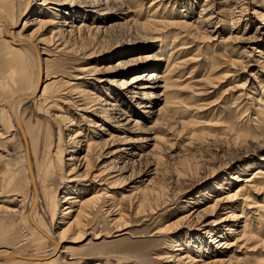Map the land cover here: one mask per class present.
<instances>
[{
	"label": "bare ground",
	"instance_id": "6f19581e",
	"mask_svg": "<svg viewBox=\"0 0 264 264\" xmlns=\"http://www.w3.org/2000/svg\"><path fill=\"white\" fill-rule=\"evenodd\" d=\"M132 2L136 3L135 9L146 8L143 16L140 11L131 8ZM174 5L182 8L174 12ZM193 7H198L194 19ZM263 11L264 0H148L146 5L144 0H42L40 3L37 0H0V34L4 36L0 42V140L8 145L18 138L21 143L20 155L12 158H7L9 149L0 147V160L5 159L4 170L11 173L1 176L0 195L3 194L2 187L12 190L18 187L15 180L17 160L22 162L30 190L27 207L21 194H10L8 199L0 202V212L18 215L19 222H25L21 241H35L46 247L43 253H28L12 247L0 249V260L15 264H105L89 262L81 257L73 260L70 254L72 245L82 241L85 234L91 236L85 243L87 248L90 241L100 238L95 230L88 231L97 213L104 211L102 215L105 213L108 218L111 217L113 224L121 226L118 223L127 211L134 214L147 212L152 220L159 210L170 204L180 188L174 191L173 185L155 187L159 180L154 186L151 183L158 173L162 174L159 172L162 171L161 164L172 158V154H164L165 150L170 151L175 138L187 130L188 141L183 143L186 146L191 144L192 137L197 136L193 126L200 122L195 110L192 115H180L174 88L180 77L176 73L183 66V61L186 60V65L195 61L196 58L191 59L201 47L187 59L179 60L178 54L199 38L218 42V37L225 30L222 23L227 19L230 21L229 31L219 42L223 45L228 43L237 37L235 33L252 24L248 14L257 15L258 24L251 43L246 44L247 49H236L234 54L231 52L232 59L227 70L230 74H227L238 76L248 73V77L244 75L243 82L246 86L245 99L248 100L243 104L246 105L243 113L246 114L248 107H255V116L248 120H252L256 131L248 139L254 143V151L264 149V140L260 141L264 135V100L261 99L264 95ZM129 13H133V17L125 19ZM23 18L21 29L16 30ZM172 27L178 30L174 32V37L167 31H161ZM109 33H120V36L105 39ZM157 41L158 48L149 52L148 46ZM209 48L205 45L203 53L198 52L197 55L202 54L205 64L211 66L215 58L209 55ZM51 56L56 59L49 61ZM206 76L209 74L206 73L204 78ZM192 80L187 83L190 82V86L197 90L190 98L202 94L204 89L198 86L201 85L199 80ZM108 89L110 92H107ZM31 105L29 111L27 108ZM53 106L55 112H51ZM192 107L198 110L200 105L194 102ZM27 114L29 118L25 119ZM78 118L83 119L87 127L80 125ZM54 128L57 129L58 141L53 152ZM207 131L208 128L201 135L198 132V137L214 135ZM221 131L224 133L225 130ZM248 132L251 133V130ZM236 134L229 136L234 147L242 138ZM191 145L195 148V144ZM84 146L85 152L82 153ZM263 160L261 156L236 169L232 175L229 174L230 177H224L213 191L215 196L199 211L187 210V207L198 204L200 200L187 201L175 220L164 221L158 227V233L181 223L189 230L197 229L201 225L195 228L193 222L200 218L201 212L214 213L227 207L229 209L222 219L225 221L238 217L234 213L237 208L252 207L249 211L240 212L243 213L240 225L237 218L221 227L214 223L203 224L201 237L193 239L186 232L182 239L166 240L169 251L162 252L166 253V264L254 263L250 261L248 251L260 247L264 249V230H261V225L264 226V195H261L264 192ZM56 161L61 162L60 168H57ZM141 164L153 166L142 175L150 177L145 180L144 187L127 190L121 193L120 198H117L119 194L117 197L109 194V189L123 178L133 176V168ZM61 167L66 168L64 173ZM178 174L174 176L175 183L179 182ZM3 179L6 181L4 184ZM78 179L84 180L81 183L84 187L77 188ZM60 188L64 194L57 198ZM87 190L89 193H85ZM169 190L174 193L170 194ZM60 202L64 205L63 210L55 215ZM13 222L18 223L13 218L6 224L0 222V238L11 237L14 234L10 231H18ZM116 230L123 231L122 226ZM239 248H245L240 256L237 254ZM95 249L100 247L92 244L86 253L93 254ZM155 258L161 259V254ZM260 260L256 259L255 264Z\"/></svg>",
	"mask_w": 264,
	"mask_h": 264
},
{
	"label": "rangeland",
	"instance_id": "374dc122",
	"mask_svg": "<svg viewBox=\"0 0 264 264\" xmlns=\"http://www.w3.org/2000/svg\"><path fill=\"white\" fill-rule=\"evenodd\" d=\"M41 1L42 0H37V2H39V3ZM191 2H193V1H191ZM191 2H189V3H191ZM144 3H145V5L148 4V0H144ZM134 5H136V3L132 2L131 8L134 11H136V10L140 11V13L143 16V13L146 12V8H144V6H143L141 9H135ZM194 5H197V4L194 3ZM170 8H171V6H170ZM181 8L182 7H180V5H174V12L180 10ZM168 10H169V7L166 9V11H168ZM197 10H198V7L197 8L193 7V14H192L193 19L197 17ZM158 11L160 12V8ZM170 12H171V9H170ZM131 17H133V13H129V14L125 15V19H130ZM248 17L251 18L252 24L249 27H247L245 30L241 29L240 31L235 33V35L237 37L231 41H228V43L225 42L224 45L226 47L223 44H220L219 41L223 38V36L226 35V31L227 32L229 31L228 29L230 28V26H229L230 21H228V19L225 20V23H222V26L225 30H224L223 34H221L218 37V39H217L218 42L216 40L210 41V40H207L204 38L203 39L199 38L194 43L192 42L193 44H191V46L185 48L183 51L181 50L178 54L179 60L187 59L188 57L192 56V53H195L197 51V48L199 46L201 48L198 50V52L203 53L202 51H204L203 50L204 46L206 45V47H207V45H208V47L211 48V49L209 48L211 50V51L209 50L210 51L209 55H213V57L215 58V63L211 66H209L210 65L209 63L206 65L205 59H203L201 56L202 54L197 55L198 54V52H197V54L193 56V59H191V60H195L194 58H196V60L195 61H189L187 65L184 64V63H186V60L183 61V66L181 68H179L178 72L176 73V75L180 76L176 80V82H175L176 87L174 88V92L176 95V98H175L176 101L175 102H176V105L179 107V109H178L180 111L179 113H181L180 115H183V117H186L187 115H190L191 113H193L195 110L196 115H197V119L201 122V124L199 122L193 126V128L195 129V130L193 129V131L194 132L197 131L196 132L197 136H193L192 137L193 140L189 139L192 142L191 144H195L194 145L195 148H192L193 145H191V144L187 145V146H189V148L185 145V143L188 141V139H187L188 138V135H187L188 130L186 132H182L178 137L175 138L174 144H173L172 148L170 149V151L168 149H166L164 152V154H166V155L172 154L173 159L167 158L168 161L163 160L164 164L163 163L162 164L164 166L161 164L162 167L160 169L162 171L159 170V172H162V174L158 173L155 176L157 178L154 177L153 178L154 182L151 183V185L154 186L155 181L157 182L159 180V182L156 183L155 187H158L161 185H167V186L171 187L173 185V187L175 188L174 191H176L180 188L181 189V190L179 189L180 192L178 191L177 192L178 194L177 193L175 194V199L172 202H170V204L165 206V208L159 210L158 215L157 216L154 215L153 216L154 218L152 220L149 219L150 215L147 214V212L140 213V214H134L131 211H129V212L127 211V214L125 215L124 219L118 223L122 226V229H123V231H120V232L117 231L116 229H117V227L118 228L120 227V229H121V226H117V223L113 224L110 221L111 217L108 218V216H106L105 213H104V215H102L103 214L102 212H104V211L101 210L99 213H97V215L94 219V224L92 225V227L90 229H88V231H90V232H92V231L94 232V230H95L98 233V235L100 236V238L93 240V241H90L91 244L88 245V248L90 246H92V244H93L97 247H100L101 250L95 249V250H92L95 253H93V254L88 253L87 254L86 252H88V248H87L85 243L88 242V240L90 239L91 236L90 235L87 236V234H85L84 235L85 238L82 241L79 240L78 242H76L75 244L72 245L73 249H71L70 254L72 257H74L73 260H76V259L78 260L81 257L82 259H85L89 262H95V263L102 262L105 264H126V263L127 264H166L167 263L166 253H162L164 251H169L167 246H166V242H167L166 240H168L170 238H175V239L181 238L182 239V237L185 236L186 232L188 233L189 236L193 237V239L198 238V236L201 237L203 224L208 226V225H211L212 223H214V225H219V227H221L222 225H224L228 222H231L232 220H234L236 218L239 221V225L242 223L243 213H240V212L249 211L250 209H252V207L247 206V207L237 208V210H234V213L237 214L238 217L229 218L228 220H225V221L222 219L226 215L225 211H227L229 209L227 207H224L223 209H217L214 213L213 212H208V213H202L201 212V216H199L200 218L197 221L193 222L194 227L195 226L197 227L200 224L201 225L200 228H197V229L193 228V229L189 230V229H187L185 224L181 223V225L180 224L172 225L171 229H168L169 231L166 230V231L161 232V233L156 232L158 227L164 221H167L170 219H173V220L176 219V216H178L180 214L181 207H182V205H184V203H186L187 201L193 202L195 200H200V201H198L199 202L198 204L193 205L190 203L191 205L189 207H187V210L197 209V211H199L201 208L204 207L206 202L210 201V199L215 196V193H213V191H215L216 185H218V183H221V181H223L224 177L228 178L229 174L232 175L236 169L242 168L245 165H247L248 163L258 160V158L261 156H263V158H264V149L254 151V143H251V141L248 139L251 137V135L254 132H256L253 129L254 127L252 126L253 125V123L251 122L252 120H248L249 118H252L255 116V114H254L255 113V110H254L255 107L250 106V107H248L246 114H245V112L243 113V110L246 108V105L243 106V104H245L248 101L247 99H245L246 98V96H245L246 95L245 94V90H246L245 87L246 86H245V83H243V82L245 80L244 77H246V76L248 77V73L243 72L242 74H238V76L237 75L234 76V74H231L229 76L228 74H230V73L227 72L228 67H230L229 65H230V61L232 59V53L234 54L236 49L244 50L246 48V46L249 45V43H251L250 39H251V36H252V34H253L257 24H258V21H257L258 17H257V15H254V14H248ZM24 20H25V18H23L19 21V23L17 24V26L15 28L16 30L21 29V26H22V23L24 22ZM173 20H175V19H173ZM177 28H179V27H177ZM161 31H164V32L167 31L166 33H169L171 35V37H174V32H176L178 30L174 29L172 27V28H168V29L167 28L162 29ZM116 34L109 33V34H107V36H105V39L118 38L120 36V33L117 34V36H115ZM109 35H110V37H109ZM241 36H242V38H241ZM255 36H257V34H255ZM3 37L4 36H2L0 34V42H1V39ZM262 38L264 39V34H262ZM189 41H190V39H189ZM258 42L260 43V40ZM175 44H177V43L175 42ZM0 45H1V43H0ZM158 45H159V41L152 42L150 44V46H148L147 50L149 52H151L155 48L157 49ZM0 48H2V46H0ZM190 51H191V53H190ZM217 52H218V54H217ZM48 59H49V61H52V60H55L56 58L51 56ZM114 61H115V59H114ZM216 61H217V63H216ZM209 67H211V68H209ZM208 68H209V70H208ZM206 73H207V75L209 74V76L208 77L206 76L204 78V75H206ZM188 75H189V77L187 78L186 76H188ZM244 75H246V76H244ZM188 80H192V81L199 80L198 84H201V85H198V86H202V88H204V89L201 88L203 90L202 94H199V95L195 94V95H193V98H190V96L192 95V92H195V90H197V89L196 88L193 89L190 86L191 83L190 82L187 83ZM109 90L110 89H108L107 92H110ZM261 99L264 100V95L261 96ZM194 102H196L200 105V108L198 110H196L192 107V104ZM239 103L242 105L239 106ZM253 106H255V105H253ZM27 109L30 111V109H32V105H31V107H29ZM54 109H55V106H53V110L51 112H55ZM183 109H185V110H183ZM242 114H245V115H242ZM242 116H244V117H242ZM25 117H26L25 119H28L29 114H27ZM41 119H43V118H41ZM78 119H79L80 125L84 126L86 124L85 121H83V119H80V118H78ZM253 122H254V120H253ZM210 123L213 124L212 127H211L212 124H210ZM232 125H233V127H232ZM85 127H87V126L85 125ZM196 128H198V129L200 128V129L196 130ZM207 128H208V131H207L208 133L214 134V135L216 134V136H214V135H211L212 137L208 136L209 140H208V137H206L207 139L204 138L203 136H201V138L198 137L201 135V132H204V130L206 131ZM209 129H212V130H209ZM221 129L225 130V131L228 129L229 130L226 132L224 131V133H223L221 131ZM248 130H251V133L248 132ZM209 131H211V132L214 131V132L211 133ZM230 131H232V132H230ZM198 132H200L199 133L200 135L198 134ZM220 132H222V133L220 134ZM247 132H248V136H247ZM54 133H55V138H54V147L52 150L53 152L56 149L55 145L57 144V141H58L56 128H54ZM231 133L234 135L236 133H238L240 135V137L243 138V140H242V138H239L241 141L240 140L238 141V145H237L238 147L237 146L234 147V145H232L233 143L230 142V141H233V140H231V138H229V136L232 135ZM225 134L228 137L227 140H226ZM238 134H236V135H238ZM223 135H224V139H223ZM64 137H65V135H63V139H64ZM210 137L213 140H211ZM214 137H217V138H214ZM219 137H221V138H219ZM261 137H262V139H261ZM261 137H260V139H261L260 141L262 142V140H264V138H263L264 135ZM198 138H200L201 140ZM244 138L246 139V141ZM65 139H66V137H65ZM185 139H186V141H185ZM204 139L208 140V141H205ZM194 140H197V141L195 142ZM198 141L200 144H198ZM209 141L210 142L212 141L211 142L212 144ZM224 141H226V142H224ZM183 142H185V143H183ZM206 142L208 145L205 144ZM228 142H230V143H228ZM246 142H248V143H246ZM223 143H224V145L226 144L225 145L226 147L229 146V148L228 147L226 148L223 145ZM242 143L247 144V145H244ZM239 144H240V146H239ZM196 145H198V147H200V148H197ZM199 145H201V146H199ZM216 146H217V148H216ZM0 147H5L6 149H9L10 155L7 156V158L8 157L12 158L16 155L19 156L20 152H21V143H20V140L18 138H15L8 145H4V143L0 140ZM85 148H86V146L83 147L84 151L82 153L85 152ZM250 148L253 150L250 151ZM167 150L169 152L166 153ZM217 152H219V153H217ZM236 152H237V155L235 154ZM173 153L176 155L174 156ZM219 155H221V156H219ZM234 156H235V158H234ZM186 158H187V160H186ZM163 159H166V157ZM181 160H182V162H181ZM4 161H5V159L0 160V178H1V176L6 177V176L11 175V173H9L8 170H4V165H3ZM223 161H225V162H223ZM263 162H264V160H263ZM60 164H61V162L56 161L57 168H60ZM148 165L149 164H147V165L141 164L140 167L139 166L134 167L135 169L133 168V173H132L133 176H130L128 179L125 177V178H123L124 180L122 179V181L120 180L119 182H117L116 183L117 185H115L113 188L109 189L110 190L109 194L112 196H116V197L119 194L118 195L119 197H117V198H120L121 193H126L129 190L133 191L132 189L136 190L140 187H144V185H146V183H147V181H145V180H148L150 177H145L142 175L145 174L148 170L153 168V166H150V165L148 166ZM194 166H196V167H194ZM187 168H189V170ZM190 168H191V170H190ZM192 168H194V169H192ZM172 169H173V171L171 173ZM174 169L177 173H173V172H175ZM181 170L182 171L185 170V171L182 172ZM61 171H62V173H64L66 171V168L61 167ZM194 171L195 172L197 171V172L195 173ZM12 172H14V170H12ZM15 172H17L15 174V180L17 182L18 187L14 190H12L11 188L6 189L5 187L4 188L2 187L3 194L0 195V202L3 201L4 199H8L12 194H17V195L21 194V196L25 200V207H27V204H28L27 201L29 200L30 190H29V185L27 184V180H26V172L24 171L23 166H22V162L20 160H17ZM164 172H166V174H163ZM190 172H191V174H190ZM192 172H194V175L192 174ZM159 174H160V176H158ZM177 174L179 175V182L177 181V183H175L173 181V179H174V176ZM161 175L163 178H161ZM180 175H182V177ZM78 181L79 182H77V184H78L77 188L84 187V186H81V183H84L83 182L84 180L78 179ZM2 182L4 184L6 181L3 179ZM70 184H74V183H70ZM236 184H238V182ZM232 188L234 189V186ZM62 190L63 189L60 188V190L57 192V195H58L57 198H59L61 194H64V193H62ZM174 191L169 190V193L170 192L174 193ZM85 193H89V190H87V192H85ZM210 194H212V195H210ZM209 195H210V198L207 199V197ZM261 195H264V192ZM18 198H20V196ZM259 198H260V196H259ZM236 204L237 203H235V205ZM9 205H11V204H9ZM12 205H14V203H12ZM42 205L43 204L40 203V207H42ZM63 207H64L63 203L60 202L57 206V210L55 212V215L60 214V211L63 210ZM240 214H241V216H240ZM17 216L18 215H12L10 213L0 212V222H5V224H6L7 220L10 221L11 218H13V220H15V222H18L17 224H15L13 222L14 225L18 228L17 229L18 231H15V232L10 231L12 234H14L13 236L8 237L6 235L7 238H5V237L0 238V249H10L12 247L13 249L25 250L28 253H43L46 250V247L44 244L39 243V242L36 243L35 241L33 243V241H28V240L21 241L20 240V235L25 233L24 232L25 222L24 221L19 222L20 218H18L19 216L18 217ZM97 217H98V221H97ZM106 217H107V219H106ZM201 217H203V218H201ZM8 218H10V219H8ZM217 219H218V222H217ZM173 220H170V221H173ZM96 221L98 224L96 223ZM114 225H116V226H114ZM261 226L264 227L263 225H261ZM262 227H261V230H264V228H262ZM198 229H200V230H198ZM107 233L109 234V236H105V235H108ZM118 233H119V235L115 236ZM203 239L206 240V238H203ZM246 244L248 245V242ZM39 245H40V247H39ZM239 249H240V251L237 252V254H239V256H240L241 253L245 250V248H239ZM261 249L262 248L260 247L257 250L248 251V254L250 255V261L251 262L253 261L254 262L253 264H255L256 259H261L260 261H257V264H262V263L264 264V249H262V250ZM96 251H98V252H96ZM84 253H86L85 255H88V256L85 257ZM158 253L161 254V259L155 258L157 255H159ZM256 255L259 257H257ZM125 261H126V263H125ZM0 264H15V263H12V262L7 263V262H3V260H0Z\"/></svg>",
	"mask_w": 264,
	"mask_h": 264
}]
</instances>
